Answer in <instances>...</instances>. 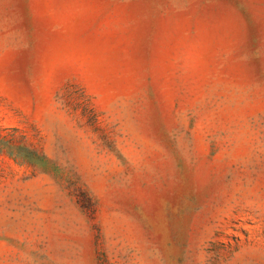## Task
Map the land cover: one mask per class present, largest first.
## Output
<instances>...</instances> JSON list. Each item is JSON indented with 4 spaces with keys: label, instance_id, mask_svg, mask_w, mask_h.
Wrapping results in <instances>:
<instances>
[{
    "label": "rangeland",
    "instance_id": "1",
    "mask_svg": "<svg viewBox=\"0 0 264 264\" xmlns=\"http://www.w3.org/2000/svg\"><path fill=\"white\" fill-rule=\"evenodd\" d=\"M0 264H264V0H0Z\"/></svg>",
    "mask_w": 264,
    "mask_h": 264
}]
</instances>
